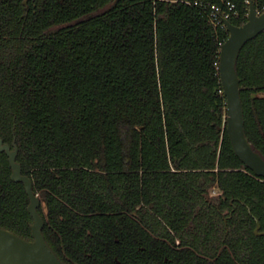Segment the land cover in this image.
Segmentation results:
<instances>
[{"label": "trees", "instance_id": "obj_1", "mask_svg": "<svg viewBox=\"0 0 264 264\" xmlns=\"http://www.w3.org/2000/svg\"><path fill=\"white\" fill-rule=\"evenodd\" d=\"M197 1L0 0V138L64 264H264V179L227 131L229 33ZM231 1L241 26L248 6ZM236 69L264 158V32ZM11 176L0 152V227L32 240Z\"/></svg>", "mask_w": 264, "mask_h": 264}, {"label": "water", "instance_id": "obj_2", "mask_svg": "<svg viewBox=\"0 0 264 264\" xmlns=\"http://www.w3.org/2000/svg\"><path fill=\"white\" fill-rule=\"evenodd\" d=\"M229 37L220 49L219 75L226 99L227 131L237 157L258 177L264 179V158L253 149L245 132L244 109L241 99L237 61L243 47L264 32V11L259 13L250 2L247 22L235 26L225 21ZM0 152H5L12 170L11 179L22 183L29 197L28 212L33 218L32 240L0 227V264H64L53 252L43 235L44 220L38 209L39 195L33 191V182L22 174L16 161L18 148L5 144L0 138Z\"/></svg>", "mask_w": 264, "mask_h": 264}, {"label": "built area", "instance_id": "obj_3", "mask_svg": "<svg viewBox=\"0 0 264 264\" xmlns=\"http://www.w3.org/2000/svg\"><path fill=\"white\" fill-rule=\"evenodd\" d=\"M251 0H245V3L248 6L249 10V5H250ZM225 6V9L219 5L216 4H206L203 2V0H199L195 3V5L201 9V11L205 12L208 10V7H210L209 11V19L212 22V24L215 27H221V28H226L225 27V21H229L231 16L236 14V5L231 1V0H223L222 2ZM223 45V44H222ZM221 45V46H222Z\"/></svg>", "mask_w": 264, "mask_h": 264}, {"label": "flooded vegetation", "instance_id": "obj_4", "mask_svg": "<svg viewBox=\"0 0 264 264\" xmlns=\"http://www.w3.org/2000/svg\"><path fill=\"white\" fill-rule=\"evenodd\" d=\"M217 192L216 191H213V194H216Z\"/></svg>", "mask_w": 264, "mask_h": 264}]
</instances>
